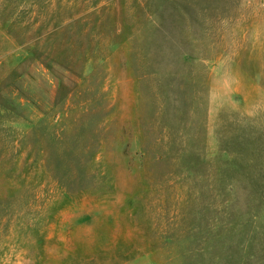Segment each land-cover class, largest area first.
Returning <instances> with one entry per match:
<instances>
[{
  "label": "rangeland",
  "instance_id": "374dc122",
  "mask_svg": "<svg viewBox=\"0 0 264 264\" xmlns=\"http://www.w3.org/2000/svg\"><path fill=\"white\" fill-rule=\"evenodd\" d=\"M0 264H264V0H0Z\"/></svg>",
  "mask_w": 264,
  "mask_h": 264
}]
</instances>
